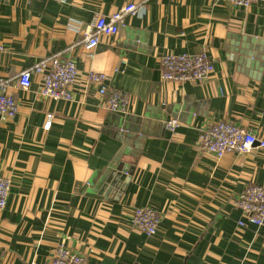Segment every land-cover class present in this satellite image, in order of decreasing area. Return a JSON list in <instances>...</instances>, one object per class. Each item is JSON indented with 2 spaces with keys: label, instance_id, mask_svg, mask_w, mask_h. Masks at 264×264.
Listing matches in <instances>:
<instances>
[{
  "label": "crops",
  "instance_id": "1",
  "mask_svg": "<svg viewBox=\"0 0 264 264\" xmlns=\"http://www.w3.org/2000/svg\"><path fill=\"white\" fill-rule=\"evenodd\" d=\"M67 1L0 0V79L19 104L16 117H0V175L11 180L0 264H45L61 242L85 264H264V226H240L235 205L248 185H264V148L200 150L203 130L221 120L264 138V0ZM127 2L141 10L86 51L96 18ZM198 52L215 66L204 82L161 78L162 56ZM56 54L79 70L70 101L41 96L39 75L19 85ZM89 72L130 93L126 113L107 110ZM119 166L128 180L109 190ZM136 207L160 213L156 234L133 227Z\"/></svg>",
  "mask_w": 264,
  "mask_h": 264
},
{
  "label": "built area",
  "instance_id": "2",
  "mask_svg": "<svg viewBox=\"0 0 264 264\" xmlns=\"http://www.w3.org/2000/svg\"><path fill=\"white\" fill-rule=\"evenodd\" d=\"M67 3V0H56ZM234 6L247 7L257 0H225ZM141 7L134 2H127L108 15H101L92 23L91 29L84 34L82 45L86 51H93L99 45L101 37L113 38L119 33L125 17L137 14ZM3 45L0 43V50ZM71 55H52L20 73L19 85L27 90L32 85L33 75L41 76L40 94L43 97L58 101L73 99V87L79 78V70ZM215 66L206 52L193 54H167L161 57L160 73L165 81L178 83L204 82L214 71ZM88 81L97 85L104 105L110 112L126 113L131 95L119 89H110L104 83L106 75L89 72ZM9 83L0 79V117L3 120L13 119L19 111V104L12 93L8 92ZM53 113L47 114L44 129L49 130L53 123ZM179 125L176 119L166 122V127L174 130ZM255 148H264V138L259 137L248 128L230 121H216L203 130L200 150L216 157L228 153H249ZM11 180L0 175V210L8 202ZM235 205L242 211L243 219L238 221L242 227L264 226V185H248L238 196ZM160 213L153 207H136L132 215L134 228L154 235L158 231ZM86 258L72 251L65 242L52 249L45 264H85Z\"/></svg>",
  "mask_w": 264,
  "mask_h": 264
},
{
  "label": "water",
  "instance_id": "3",
  "mask_svg": "<svg viewBox=\"0 0 264 264\" xmlns=\"http://www.w3.org/2000/svg\"><path fill=\"white\" fill-rule=\"evenodd\" d=\"M128 170L124 167H116L113 169V171L110 172V174L105 179V182L107 183V186L110 188H119L122 184L125 185L124 181H127L125 173Z\"/></svg>",
  "mask_w": 264,
  "mask_h": 264
},
{
  "label": "rangeland",
  "instance_id": "4",
  "mask_svg": "<svg viewBox=\"0 0 264 264\" xmlns=\"http://www.w3.org/2000/svg\"><path fill=\"white\" fill-rule=\"evenodd\" d=\"M48 259V258H47ZM47 261V260H46Z\"/></svg>",
  "mask_w": 264,
  "mask_h": 264
}]
</instances>
